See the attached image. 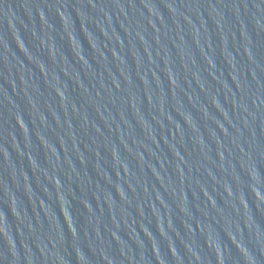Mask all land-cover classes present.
Listing matches in <instances>:
<instances>
[{"label":"water","instance_id":"1","mask_svg":"<svg viewBox=\"0 0 264 264\" xmlns=\"http://www.w3.org/2000/svg\"><path fill=\"white\" fill-rule=\"evenodd\" d=\"M0 264H264V0H0Z\"/></svg>","mask_w":264,"mask_h":264}]
</instances>
